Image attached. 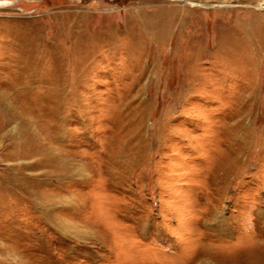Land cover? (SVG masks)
<instances>
[{"label": "rangeland", "instance_id": "1", "mask_svg": "<svg viewBox=\"0 0 264 264\" xmlns=\"http://www.w3.org/2000/svg\"><path fill=\"white\" fill-rule=\"evenodd\" d=\"M244 262L264 0H0V264Z\"/></svg>", "mask_w": 264, "mask_h": 264}, {"label": "bare ground", "instance_id": "2", "mask_svg": "<svg viewBox=\"0 0 264 264\" xmlns=\"http://www.w3.org/2000/svg\"><path fill=\"white\" fill-rule=\"evenodd\" d=\"M144 26H150V27H157L159 28L160 30L162 29V27H166V28H172V26H174V23L172 20H169V21H163L162 23H160V26L157 25V23H155L153 20H151V22L149 23H144ZM177 27V26H176ZM157 41H154V43H156ZM192 49V48H191ZM190 51V50H189ZM165 59V58H164ZM193 62V61H192ZM166 63V62H165ZM198 258V257H197ZM202 258V257H201ZM246 262V261H245ZM244 262V264H246ZM251 263V262H250ZM248 264V263H247Z\"/></svg>", "mask_w": 264, "mask_h": 264}]
</instances>
